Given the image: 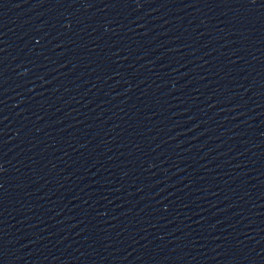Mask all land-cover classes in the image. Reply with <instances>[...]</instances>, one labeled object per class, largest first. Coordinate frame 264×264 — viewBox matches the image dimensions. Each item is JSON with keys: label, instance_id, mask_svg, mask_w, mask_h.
<instances>
[{"label": "water", "instance_id": "1", "mask_svg": "<svg viewBox=\"0 0 264 264\" xmlns=\"http://www.w3.org/2000/svg\"><path fill=\"white\" fill-rule=\"evenodd\" d=\"M0 264H264V0H0Z\"/></svg>", "mask_w": 264, "mask_h": 264}]
</instances>
